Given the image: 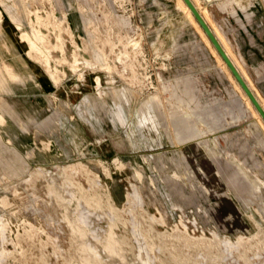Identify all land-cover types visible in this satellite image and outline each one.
I'll use <instances>...</instances> for the list:
<instances>
[{
  "label": "rangeland",
  "instance_id": "374dc122",
  "mask_svg": "<svg viewBox=\"0 0 264 264\" xmlns=\"http://www.w3.org/2000/svg\"><path fill=\"white\" fill-rule=\"evenodd\" d=\"M193 1L264 102V0ZM0 264H264V123L178 0H0Z\"/></svg>",
  "mask_w": 264,
  "mask_h": 264
},
{
  "label": "water",
  "instance_id": "95a60500",
  "mask_svg": "<svg viewBox=\"0 0 264 264\" xmlns=\"http://www.w3.org/2000/svg\"><path fill=\"white\" fill-rule=\"evenodd\" d=\"M184 1L187 4V6L190 8L196 20L202 26L203 30L205 31V33L207 34V36L209 37V39L211 40V42L213 43V45L215 46L219 54L223 57L229 69L231 70V72L233 73L237 81L240 83L241 87L247 93L250 100L252 101V103L254 104L256 109L259 111L260 115L262 116L264 120L263 106L260 104L256 95L253 93V91L251 90V88L249 87V85L247 84V82L245 81V79L243 78V76L241 75V73L239 72L235 64L233 63V61L230 59V57L224 50L223 46L221 45L219 39L217 38V36L215 35L211 27L208 25V23L206 22V20L204 19V17L202 16V14L200 13V11L195 6L192 0H184Z\"/></svg>",
  "mask_w": 264,
  "mask_h": 264
},
{
  "label": "bare ground",
  "instance_id": "6f19581e",
  "mask_svg": "<svg viewBox=\"0 0 264 264\" xmlns=\"http://www.w3.org/2000/svg\"><path fill=\"white\" fill-rule=\"evenodd\" d=\"M193 1V0H192ZM178 3L180 4V6H182V8L185 9L186 13L188 14V16L191 18V20L193 21V23L196 25L197 29L203 34L205 35V37L207 38V42H210V44L213 46V48L215 49V51L218 54V59L221 61L223 67L225 69H228L230 74L232 75V77L235 79V81L238 83V85L240 86L241 90L243 91V93L246 95L247 99L249 100V102L251 103V105L253 106V108L255 109V112L258 114V117L261 118V120L264 123V120L262 118V116L260 115L259 111L256 109V107L254 106V104L252 103V101L250 100L249 96L247 95V93L244 91V89L241 87L240 83L237 81V79L235 78V76L233 75V73L231 72V70L229 69L227 63L225 62V60L223 59V57L219 54V52L217 51V49L215 48V46L213 45V43L211 42V40L209 39V37L207 36V34L205 33V31L203 30L202 26L199 24V22L196 20V18L194 17L193 13L191 12L190 8L187 6V4L185 3L184 0H178ZM194 3V1H193ZM195 4V3H194ZM196 6V4H195ZM197 7V6H196ZM198 8V7H197ZM199 10V9H198ZM201 13V12H200ZM203 16V15H202ZM205 19V18H204ZM207 22V21H206ZM209 25V24H208ZM216 35V34H215ZM218 38V37H217ZM25 39V38H24ZM27 40V38L25 39ZM33 43V42H32ZM221 43V42H220ZM222 45V44H221ZM224 48V47H223ZM225 50V49H224ZM227 53V52H226ZM229 56V55H228ZM231 59V58H230ZM232 60V59H231ZM234 63V62H233ZM235 64V63H234ZM236 66V65H235ZM237 67V66H236ZM238 69V68H237ZM239 70V69H238ZM240 72V71H239ZM242 75V74H241ZM244 78V77H243ZM248 84V83H247ZM254 93V92H253ZM255 94V93H254ZM257 97V96H256ZM259 100V99H258ZM260 102V101H259ZM261 104V103H260ZM262 105V104H261ZM263 106V105H262ZM264 108V106H263Z\"/></svg>",
  "mask_w": 264,
  "mask_h": 264
},
{
  "label": "crops",
  "instance_id": "0c3cea01",
  "mask_svg": "<svg viewBox=\"0 0 264 264\" xmlns=\"http://www.w3.org/2000/svg\"><path fill=\"white\" fill-rule=\"evenodd\" d=\"M199 9V8H198ZM199 11L201 12V10L199 9ZM201 14L203 15V13L201 12ZM203 17L205 18V16L203 15ZM205 20L207 21V23L209 24V26L211 27V29L213 30V32L216 34V36L218 37L219 41L221 42L222 46L224 47L225 51L227 52V54L229 55V57L232 59V61L235 63V65L237 66V68L239 69L240 73L242 74V76L244 77L245 81L248 83L249 87L251 88L250 86V83L249 81L247 80L248 78L246 77V75L244 74V72L239 68V66L237 65V63L235 62V56L228 44V41L226 40H223V38H220L217 34V32L213 29L212 25L209 23V21L205 18ZM219 30V28H218ZM219 32L223 35V33L219 30ZM225 38V37H224ZM252 90V88H251ZM253 91V90H252ZM254 92V91H253ZM255 93V92H254ZM255 95L257 96V94L255 93ZM257 98L259 99L260 103L264 106V102L257 96Z\"/></svg>",
  "mask_w": 264,
  "mask_h": 264
}]
</instances>
